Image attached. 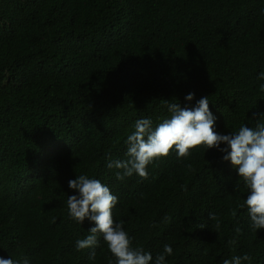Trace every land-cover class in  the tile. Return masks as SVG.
I'll return each mask as SVG.
<instances>
[{
  "label": "trees",
  "instance_id": "1",
  "mask_svg": "<svg viewBox=\"0 0 264 264\" xmlns=\"http://www.w3.org/2000/svg\"><path fill=\"white\" fill-rule=\"evenodd\" d=\"M261 72L264 0H0V258L116 264L102 234L76 250L95 225L70 218L68 181L86 175L118 198L114 222L153 260L168 244L166 264H264V229L251 228L226 153L173 147L147 178L106 167L128 158L135 121L170 116L164 100L208 97L219 134L254 128Z\"/></svg>",
  "mask_w": 264,
  "mask_h": 264
},
{
  "label": "clouds",
  "instance_id": "2",
  "mask_svg": "<svg viewBox=\"0 0 264 264\" xmlns=\"http://www.w3.org/2000/svg\"><path fill=\"white\" fill-rule=\"evenodd\" d=\"M257 79L264 80V72ZM260 91L264 92V84L260 85ZM193 98L192 93L185 97L187 101H192ZM163 102L170 116L163 119L155 129L152 128L150 117L135 121V130L125 141L128 158L114 160L106 154V167L122 170L116 173L118 180L131 177L134 173L147 178L146 166L156 158L166 157L173 147L178 158L187 157L189 150L197 146L204 145L207 150L215 148L226 153L223 159L230 161L238 170L239 178L243 179L244 187L248 189L247 198L241 207L247 208L251 228L264 229V114L254 128L241 125L238 130L223 135L214 131L215 117L209 110L208 97H202L194 108L181 107L178 102L168 100ZM221 145L225 147L221 148ZM68 186L77 193L67 199L70 218L81 225L85 220L95 225L88 230L86 238L76 241L77 251L94 247L97 244V234H102L116 264H166V256L173 254L170 245L165 244L163 252L154 260L151 253L131 246L132 242L123 228V222L115 223L113 220L112 209L118 198L111 194L107 186L86 175L69 180ZM209 217L216 221L215 228L219 231L220 223L216 215L209 213ZM170 219L171 217L165 216L164 222L167 223ZM239 231L237 228L236 232ZM228 243L234 244L235 241L229 240ZM94 258L95 252H92L90 259ZM251 259V256L244 254L226 259L223 264H243ZM0 264H20V261L11 257L0 258ZM23 264H29V261L25 258Z\"/></svg>",
  "mask_w": 264,
  "mask_h": 264
}]
</instances>
